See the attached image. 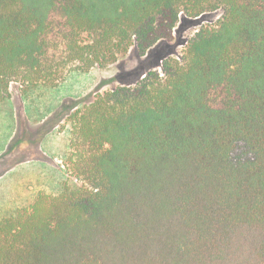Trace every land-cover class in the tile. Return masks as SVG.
Masks as SVG:
<instances>
[{
    "label": "trees",
    "instance_id": "16d2710c",
    "mask_svg": "<svg viewBox=\"0 0 264 264\" xmlns=\"http://www.w3.org/2000/svg\"><path fill=\"white\" fill-rule=\"evenodd\" d=\"M220 9L184 62L72 113L81 184L2 217L0 264H264V0H0V103Z\"/></svg>",
    "mask_w": 264,
    "mask_h": 264
},
{
    "label": "rangeland",
    "instance_id": "374dc122",
    "mask_svg": "<svg viewBox=\"0 0 264 264\" xmlns=\"http://www.w3.org/2000/svg\"><path fill=\"white\" fill-rule=\"evenodd\" d=\"M222 16V9L196 18L184 13L173 38L159 42L144 56L131 49L106 68L70 74L55 89L40 88L23 95L19 82H13L12 98L0 103V219L31 206L41 192L58 194L65 183L81 184L66 170L69 119L75 110L84 108L98 93L135 87L149 71L163 76V66L173 59L184 62L188 42Z\"/></svg>",
    "mask_w": 264,
    "mask_h": 264
}]
</instances>
